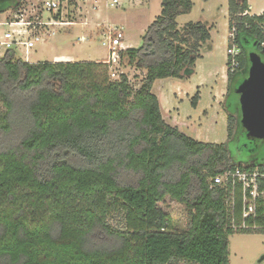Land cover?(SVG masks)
<instances>
[{"label": "trees", "instance_id": "16d2710c", "mask_svg": "<svg viewBox=\"0 0 264 264\" xmlns=\"http://www.w3.org/2000/svg\"><path fill=\"white\" fill-rule=\"evenodd\" d=\"M21 1L0 0V14ZM248 2L229 0V47L241 50L228 72L231 113L248 49L264 50V12L245 15ZM193 7L162 0L142 46L122 51L146 71L136 91L125 74L112 80L106 62L33 64L16 50L0 56V264H231L232 236L264 234L234 229L241 192L232 206L231 190L213 183L245 168L229 151L236 125L244 132L239 120L228 116L227 143L200 142L165 121L153 93L159 80L192 78L210 45L206 23L179 26ZM199 101L197 94L192 107ZM247 140L242 152L257 156ZM167 197L186 207V231H173L160 208Z\"/></svg>", "mask_w": 264, "mask_h": 264}, {"label": "rangeland", "instance_id": "374dc122", "mask_svg": "<svg viewBox=\"0 0 264 264\" xmlns=\"http://www.w3.org/2000/svg\"><path fill=\"white\" fill-rule=\"evenodd\" d=\"M44 1L46 0H22L19 10H7L4 15H0V21H10L15 14L21 12L25 15V21L50 23L59 19L70 23L38 27L43 38L28 53L23 48L19 49L18 57L28 58L31 62H54L56 58H60L61 62H108L111 54L104 43L109 41L115 28H118L124 33V40L122 48L113 51L117 59L109 69L110 77L118 80L125 74L135 91L141 87L146 71L130 66L128 58L122 57L121 53L126 47L137 49L142 46L147 29L162 12V0H119L120 5L116 7L111 6L113 0H74L63 6L59 18L56 14L43 10ZM192 2V12L178 18L179 26L183 27L191 21L206 23L212 28L210 45L207 50L202 51L203 58L198 61L192 78L159 80L153 87V93L158 97L163 117L169 125L200 142L227 143L228 116L233 115L239 120L238 109L231 113L227 106L228 72L232 71L227 63L236 46L233 44L232 48L229 47L230 41L235 39V34L229 29V0ZM248 3V15L260 16L264 12V0H249ZM19 30V27L1 26L0 34L3 36L6 31ZM253 49L249 48L248 54ZM237 52L241 53V50L238 49ZM245 71L246 69L239 73ZM197 94L200 95V101L198 107L193 108L192 99ZM230 100L239 103L236 94ZM236 130H239L238 124ZM237 131L236 138L229 143L232 159L243 166L257 165L249 162L251 155L242 152V147L248 140L244 132L237 134ZM263 153L264 150L261 154ZM160 208L170 216L173 231L187 230L188 211L184 205L167 197ZM230 261L231 264H264V234L232 236Z\"/></svg>", "mask_w": 264, "mask_h": 264}, {"label": "built area", "instance_id": "2783aa9c", "mask_svg": "<svg viewBox=\"0 0 264 264\" xmlns=\"http://www.w3.org/2000/svg\"><path fill=\"white\" fill-rule=\"evenodd\" d=\"M74 0H46L43 2V10H46L52 14H60L64 5ZM120 5L119 0H113L112 7ZM249 14V13H247ZM253 16V15H250ZM25 15L23 13H17L13 16L12 20L6 19L0 21L1 26L19 27V31L5 32L0 39V56H3L6 52L11 50L19 51L23 48L26 53L31 51L35 47V43L39 42L43 36L42 32L38 30V27L44 26H62L69 25L59 19L53 22L46 23L38 21L34 23L32 21H25ZM262 33L264 34V27H262ZM124 40V33L115 28V33L111 35V38L105 46H108L110 51V61L106 62L109 65V69L112 66V62L115 63L117 56L113 55V51L117 48H122V42ZM264 47V43H262ZM238 47L234 46L231 53L233 58L232 71H235L238 67L237 57ZM264 51V50H262ZM261 51V52H262ZM264 56V54H263ZM115 77V74H112ZM214 185L222 186L223 188H229L232 195V206L235 203V195L237 190L241 192L242 198V222L239 226H234V229L241 231H258L264 229V226L257 224V219L261 215L264 217V163L262 165L245 166L244 169H236L234 171L226 172L225 174L218 175L213 179ZM252 220L250 224L248 221Z\"/></svg>", "mask_w": 264, "mask_h": 264}, {"label": "water", "instance_id": "95a60500", "mask_svg": "<svg viewBox=\"0 0 264 264\" xmlns=\"http://www.w3.org/2000/svg\"><path fill=\"white\" fill-rule=\"evenodd\" d=\"M264 51L248 54L246 78L236 90L239 96L240 125L251 141H264Z\"/></svg>", "mask_w": 264, "mask_h": 264}, {"label": "flooded vegetation", "instance_id": "af4514ba", "mask_svg": "<svg viewBox=\"0 0 264 264\" xmlns=\"http://www.w3.org/2000/svg\"><path fill=\"white\" fill-rule=\"evenodd\" d=\"M255 47H256V45H255ZM256 51H258V49H256ZM259 53H260V51H259ZM263 58H264V56H263ZM237 109L239 112V125H240V105H239V103H238ZM249 142H250V145H245V149H247L251 154L256 153V155H257V156L251 157L249 162H255L257 164H259L260 162H264V153L261 154L262 151L264 150V141H257V140L251 141L250 140ZM251 146H253V147H251ZM259 153H260V155H259Z\"/></svg>", "mask_w": 264, "mask_h": 264}, {"label": "crops", "instance_id": "0c3cea01", "mask_svg": "<svg viewBox=\"0 0 264 264\" xmlns=\"http://www.w3.org/2000/svg\"><path fill=\"white\" fill-rule=\"evenodd\" d=\"M5 13H6V12H4L3 14H0V15L2 16V15H4ZM262 14H263V13H262ZM6 32H8V31H6ZM1 34H2V33H1ZM1 34H0V35H1ZM1 36H2V35H1ZM1 36H0V37H1ZM1 38H2V37H1ZM124 48H125V47H124ZM125 49H128V47H126ZM20 58L23 59V60H25V61H27V62H29V63H33V64H34V63H38V62H40V61H38V62H31L30 60H28V58H25V59L22 58V57H20ZM60 60H61L60 58H56V60H54V62H61ZM70 62H74V61H70Z\"/></svg>", "mask_w": 264, "mask_h": 264}]
</instances>
